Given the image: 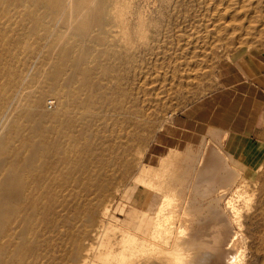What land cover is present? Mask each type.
Instances as JSON below:
<instances>
[{
	"label": "bare ground",
	"instance_id": "1",
	"mask_svg": "<svg viewBox=\"0 0 264 264\" xmlns=\"http://www.w3.org/2000/svg\"><path fill=\"white\" fill-rule=\"evenodd\" d=\"M231 2L232 0H228L225 7L221 6L223 10L216 13L218 17L211 25L213 27L209 26L210 28L219 35L229 34L232 41L236 39L235 41L241 43H246L251 40L252 35L264 31V0H236L237 3L241 2L236 7H232ZM134 3L136 5V2H133V5ZM207 3H211V0ZM220 5L221 2L219 7ZM134 7L136 9L137 6ZM115 8L108 6L105 0H0V264H243L247 261L243 257L245 250L242 253L238 243L248 236L247 231H243L241 221L243 216L240 215L242 209L239 211L233 199L234 196L236 198L244 196L241 188L246 186L253 173L246 171V174L241 176V184L237 186L234 184L235 188L231 189L230 184L233 182L231 179L234 177L220 165L218 159L221 158L217 159L220 153L215 151V145L207 148L204 146L201 153L203 162L198 161L202 166L200 168L198 166L197 169L193 167L195 175L170 176L177 181L175 184L179 183L178 181L188 183L189 187L179 193L180 197L175 193L176 190L174 191L175 184L168 178H161L155 173L151 175L152 171L158 168L155 170L142 167L139 170L137 166L139 172L132 183L155 192L158 197L155 196L147 207L141 208L145 215L140 218L136 228L126 226L118 220L116 213H121L124 207L113 208V205L119 196V182L121 186L126 184L125 174L132 166L130 157L125 152L127 141L121 135V131L127 129V139H130L128 136L131 133L128 132H131L129 129L133 125V119L128 114L129 119L126 115L125 120L109 121L106 119L107 115L105 118L102 115L104 106H109L110 103L114 109L118 108L126 92V90L120 91L121 78L125 79L120 72L121 67L110 70V63L109 68L105 64L115 51L111 43L110 46L103 40L121 31L117 32L113 29L116 26L113 15ZM212 9V12L215 11ZM140 14L138 25L143 22L144 26L145 19L142 20L144 15ZM52 21H62L64 24V30L62 29L55 39L49 37L53 39L51 43L53 53L58 50L57 56H51L55 59L52 62L49 59L50 67L45 70L46 72L43 71L44 68L43 70L39 68L41 71L32 74L28 68L29 65L32 66L30 68H34V63L30 64V62L36 59L34 53L39 51H37L38 41L47 32ZM121 22L123 21H120L122 26ZM26 25L28 30L23 31L26 30ZM96 26H98L97 30L91 32L90 29H96ZM70 33L73 37L71 42H68L66 36ZM189 41L191 40L188 39V43ZM116 42L118 41H115V44ZM62 45L64 47L60 49ZM125 45L127 47V44ZM211 46L213 47V44ZM39 47L41 48V45ZM133 49L136 50L134 47ZM138 54L135 55L139 56ZM102 56L107 58L102 60ZM44 58L46 57L42 58L43 62ZM179 58L178 56L177 59ZM189 64L187 61V65ZM193 65L192 68L195 67ZM197 66L199 65L196 63ZM179 69L182 73L185 68L182 71V68ZM113 92L117 93L115 96L117 99L112 98L110 101L109 96H113ZM46 95L55 98L56 104L52 112L43 106ZM107 99L109 102H106ZM127 105L123 108L130 107ZM130 108L135 111V108ZM107 109L111 110V108ZM100 114L103 118L97 119ZM220 132L223 134L209 132V138L213 140L214 137L217 139L225 137L226 139L228 133L221 130ZM137 155L141 156V154ZM169 157L170 154H167L160 159L162 166L167 159L170 161ZM178 163L180 162L178 161L177 165ZM187 165H184L186 166L184 174H189L191 171V165ZM261 178H264V175H257L254 181L259 182ZM116 180L119 185L113 188ZM256 190L264 192V185L260 184ZM216 191L218 195L214 193ZM244 197L252 202L249 194ZM222 200H224L223 207L220 203ZM241 200L243 199L240 198ZM153 214L154 218H146ZM262 223L264 222H261V225ZM259 237L264 238V231ZM258 241L260 242L259 239ZM241 246L243 249L242 244ZM257 252L258 250L255 253Z\"/></svg>",
	"mask_w": 264,
	"mask_h": 264
},
{
	"label": "rangeland",
	"instance_id": "2",
	"mask_svg": "<svg viewBox=\"0 0 264 264\" xmlns=\"http://www.w3.org/2000/svg\"><path fill=\"white\" fill-rule=\"evenodd\" d=\"M105 1H106L108 6H115L116 7L113 10L114 11L113 15H115L114 16V22L116 24V26L113 27V29L114 30L116 29L115 31H117V32H119L121 30L119 33L115 34V36H113L111 34L109 36L110 38L107 37L106 40L104 39L106 42L103 40V42L105 44L108 43L110 46L112 44L113 46H111V47L115 51V52H113V54L110 55V57H108L105 64L108 65L110 63L109 64L110 68L108 65V68L110 70H115L116 67H117L116 69H118L119 67L122 68V69L120 68V72L123 74L122 76H125V79H124V77L121 78V81H120L121 82V86H120L121 89H120V91L126 90V92L123 96V98L125 97V99L122 98V100L120 101V104L118 105V108L114 109V107L110 103L109 106L108 105H106V106L109 109L111 108V110L109 111L107 108L105 109L106 106H104V108H103L104 112L102 113V115L104 118L107 115L106 119H108L109 121H114V120L122 121V120H125L126 117L129 119L128 114H130V116L133 119V125L129 129V131H131V132H128V133H131V134H129L130 136H128V138H130V139H127V135H126L127 129L124 128V130L121 131V135H123L125 137V138L124 137L123 138L126 139V141L128 142V143L126 142V144H125V148H126L125 152L130 157V162L132 165L131 168L132 167L133 168L132 169L130 168V170H128L127 173L125 174V175H127L126 181H128V182L125 181L126 184L122 185V186H121V182H119V184H120L119 196L116 198V201L114 202L113 208H115L117 206H118V208H120L123 206L124 210L121 213H116L118 220L126 226H129L131 228H136L140 222V218L145 215V213L142 211L141 208L147 207L155 196L158 197V195L155 192H150L149 190H146V188L139 186L137 183H135L137 185L132 183L133 178L135 177V175L138 174L139 170L142 167L149 168V169L152 168L155 170L158 168L156 171H152L151 175H153L155 173V175H158L161 178H163V177H165L166 179L168 178L173 184H175V182H177V181L174 180V177L171 179V177H170L171 175H180V174L181 175H195V174H193L194 173L193 167L195 166L197 169L198 166H199V168H200V166H202V164H199V162L200 163L203 162L202 161V155L203 154L201 155V153H203L204 146H205V148H207L210 145L211 146L215 145L214 146V149H216L215 151L217 153L218 152L220 153L218 156V154L215 152L216 155L218 156L217 159L221 158V159H218L220 165L223 168L225 167V169L229 172V174L233 175V177H234L233 179H231L233 182H235V183L232 182V184H230L231 189H234L235 185L237 186V184H239V185L241 184V181H240L241 176L245 175L246 171H250L251 173H253V175L251 176L252 178H250L247 181L246 186L244 188L240 187L241 190L243 189L242 191H244V192H242V194L244 196L249 194V196L253 197V195H254L253 198L250 197V199H251L250 201H252V202L247 201V198L245 199L244 196L240 197L243 199L241 201H240L239 197H238L239 198L238 199L234 196V199H237L238 201H235L233 199V202H234L235 206L239 209V211L242 209L240 211L241 212L240 215H241V217L242 216L243 217L242 218L240 217V218H241V221L243 222V231H245V232L247 231L246 235L248 236V237L242 238L241 241H239V243H238V247L241 248L242 253L245 250L243 253L244 254V256H243L244 260L248 261V263H247V261H244L243 264H246V263L247 264H262V262H264V253H262V252H264V251H261V250L264 249V242H262V240H264V238H260L259 235L262 233V231H264V227H262V225H264V223H262V225H261V222H264V221H262V220H264V204H262V202H264V201H262V200H264V192H260V190H256V188L260 184H261V186L264 185V178H261L259 182L258 181L255 182L254 180L257 177V175L258 176L261 174L264 175V171H262V170H264V146H262L259 149L260 157L258 158V161L256 163H253V164L251 162L248 164L247 163L246 164L241 163L238 161V159L233 157L225 148V142H226V139L228 138V135H227L226 139H225V137H221L220 139H217L216 137H214L213 140L210 139L209 135L211 132L212 133L215 132L218 135V133H222V132H220L221 129L216 128V127H211V126L207 127V125L204 124V122H206L209 119H212L214 121V119H216L217 117L219 118L220 116H223L222 117L223 120L230 119L232 117L233 113L238 111V109H239L240 115L243 116V117H241L239 115L238 117L240 119L245 118V113H247L246 111H249L250 107H253L254 108L253 111H255V113H256L254 120L257 118L258 110L262 108L261 104H256L257 102L252 103V100L250 97L254 93L251 92L248 95H242L241 94L244 91L243 92L241 91V89H240L241 85L234 84V81H235V79H237L236 78L237 76H236L234 69L231 66H228V62L234 61L237 59H242L245 56L251 57L252 59L264 58V33H262L264 31H261V34L254 35V36L252 35V37H250L251 40L246 41V43H244V42L241 43V42L235 41L236 39L232 41L229 34H225V35L223 34L224 36L222 34L219 35L218 33H216L213 30V28H210V27H213V26H211V25H213L212 23L215 22L216 17H218L217 14L219 13V11L223 10L222 8H223V6L225 7L228 0L227 1H225V0H211V3H207L208 1L210 2V0H156V1L155 0H137V1L136 0H132V1L121 0V3H120V0H105ZM218 1L221 2L220 7H219L220 2L218 3ZM133 2H136V5H135V3L133 5ZM212 2H214V3L212 4ZM222 2L225 4H223ZM235 2H236V0H234V1L232 0V2H231V3H233L232 7L233 6L236 7V5L239 6L241 4V2L240 3H237V2L235 3ZM116 4H117V6H116ZM128 4H130V5L128 6ZM134 6H137L136 9ZM216 6H218L219 9ZM221 6H222V8H221ZM125 7L129 8V9L126 8L128 11H126V9L121 10V8H125ZM211 9L215 10V11H213L214 13L211 11ZM166 12H167V14H166ZM139 14L142 16L144 15L143 16L144 18L142 17L143 18L142 20L145 19L144 20V26H143V22L141 24L139 23V25H141V26L138 25ZM215 14H216V16H215ZM145 15L147 18L145 17ZM124 16H125V18H123ZM127 16H128V18H127ZM210 16H212L211 19H210ZM213 16H214V18H213ZM119 17H120V19H119ZM121 18H122V20H121ZM120 21H123L124 25H123V22H121L122 23V26H121ZM151 21H153L154 23ZM147 22H149V23H147ZM184 22H187V23L192 22V23H190L192 26L189 23H188V25H190V26H188L187 23L185 24ZM56 23H57V26H56ZM26 24H27V22H26ZM148 24L151 26L149 27ZM193 24H195V26ZM54 26H56V27H54ZM63 26H64V24L62 21H59V22L52 21L49 25L47 32L44 33L43 36L40 37L39 41H41L42 43H40L38 41V44H37L39 46L41 45V48L38 46V49H37V51L39 50L40 52L39 51L36 52L38 54L37 56L35 55L36 53H34V58H36V59H34L35 61L32 60V62H30V64L34 63L33 64L34 68H30L31 65H29L28 70H30V73L34 74V72L41 71V69L43 70V68H44L43 71L46 72L45 70L49 69L50 61L52 62L58 53L57 49H56L57 51L54 50L55 54L53 53V50L51 48V43L53 42V39H50L49 37L55 39L62 32V29L64 30ZM146 26L150 29L148 30V28ZM174 26H176V27H174ZM26 27H27V25L25 26L26 30H23V31L28 30V28H26ZM93 27L95 28V26H93ZM97 27L98 26H96V29H94V28L90 29V31L91 32H93V30L96 31ZM155 27H157V28H155ZM191 27L194 28L195 31ZM151 28H153L154 31ZM22 29H24V27ZM191 29L193 32H191ZM158 30H160V31L158 32ZM196 30H197V32H196ZM51 31H53V33ZM128 31H131V33ZM151 31H152V34H151ZM205 32L206 33L209 32L211 34H209V33L206 34ZM212 32L216 35L215 37H214V34ZM157 33H159V34H157ZM190 33H192V35H189ZM197 33H199V35H197ZM49 34H50V36H49ZM55 34H57V35H55ZM202 34H203V37L205 36L204 38L201 37ZM228 35H229V40L227 41ZM234 35H236V34H234ZM45 36L47 38H44ZM191 36H193L194 38ZM195 36H196V38H195ZM197 36L200 38H198ZM212 36L214 37V39ZM221 36H223V38ZM72 37H73L72 33L68 34L66 36V41L71 42ZM153 37H154V39H153ZM218 37L220 40L217 39ZM48 38H49V40H47ZM133 39H134V41H132ZM188 39L191 40V41H189L190 43H188ZM45 40H47V41H45ZM198 40H200L202 43ZM213 40H218V41L214 42ZM115 41H118V42H116V44H115ZM136 41L139 43L140 42H143V43L138 44ZM203 41H205L204 44H203ZM119 42H122V43H119ZM210 43L213 44V47L212 46L210 47V45H211ZM214 43H216V44H214ZM125 44H127V47ZM192 44L194 46H192ZM205 44L208 46H206ZM46 45H50V46L46 47ZM123 45L125 47H122ZM139 45H140V47H139ZM141 45H143V46H141ZM196 45H197V47L195 48ZM132 46L134 48H136V50L133 49ZM136 46H138V47H136ZM203 46H205V47H203ZM43 47H44V49H43ZM62 47H64V46L62 45L60 47V49H62ZM141 47H143V49ZM137 48L139 51L137 50ZM204 48L207 52L204 50ZM72 49H73V47H72ZM132 50H134V51H132ZM41 51H43V52L41 53ZM140 51H141V54L139 53ZM144 51L145 52L147 51V52L145 53ZM201 51H203L204 55ZM118 52H120L123 55L117 54ZM124 52H125V54H124ZM126 52L130 53L131 55L127 54ZM133 53H134L135 57L133 56ZM126 54L128 55V57ZM135 54H138L139 56H137ZM42 56L46 57V58H44V62L42 61L43 60ZM51 56H55V57L52 58ZM103 56L101 57V58H103L102 60L107 58V57H103ZM178 56L180 57L179 59H177ZM187 56H189V57H187ZM111 58H112V60H111ZM126 58H127V60H125ZM186 58H188V59L186 60ZM190 58H192V59L189 60ZM45 59H47V60H45ZM49 59H50V61H49ZM119 59H121V60H119ZM122 60H125V61H122ZM184 60H186L185 61L186 63L184 62ZM201 60H203V61L201 62ZM108 61H110V62H108ZM187 61H188V64L189 63H191V64L187 65ZM198 61L200 62V64H198ZM35 62L37 64H35ZM48 62H49V64H48ZM114 62H116L117 64L115 63L113 65ZM195 62L199 66L196 67ZM45 63H47V64H45ZM118 63H119V65H118ZM180 63H181V65H180ZM192 63L195 65V67H193V68L191 67L193 65ZM42 64L45 66H42ZM154 64H156V65H154ZM161 64H163V65H161ZM46 66H48V67H46ZM183 66L185 69L183 68ZM35 67H36V69H35ZM39 68H41V69H39ZM144 68H145V70H144ZM179 68H182L181 71L184 69L183 71L185 73L184 72L181 73ZM194 68H196V69H194ZM33 69H35V70H33ZM186 69H188L187 70V74L189 73L188 76L186 74ZM191 69H192V71H191ZM122 70H123V72H122ZM154 70H155V72H154ZM163 70L165 73L163 72ZM189 71H191L192 74ZM127 72L129 73V76H128ZM193 72H197V73H194L197 75L194 76ZM124 73H125V75H124ZM161 73H162V75H161ZM192 76H194V77H192ZM127 77L129 79H127ZM151 77H152V79H150ZM141 89H143V90H141ZM153 92H155V93H153ZM113 93H112L113 96L112 95L109 96L110 101H112V98L117 99V97H115V96H117V93L116 92H113ZM142 96H143V98H142ZM210 97H214L213 100H211ZM128 100H130V102H128ZM48 101L52 102L51 107H49L47 105ZM124 101H126V102H124ZM106 102H109V99H107ZM123 103L125 105H123ZM55 104H56V101H55L54 96L46 95V97L43 101V106L46 107L47 110L52 112V110L55 107ZM126 104H128L127 106H130L133 109L135 108V111L137 114L134 113L135 111L132 110L130 107L125 108ZM252 104H254V106H251ZM123 106H125L124 108H125V111L127 110L126 112L123 111L124 110ZM122 108H123V110L121 111ZM253 108H251V110ZM112 109H114V110H112ZM243 110H246V111H244L245 113L243 112ZM107 111L109 112L108 114H107ZM128 111H129V113H128ZM124 112H125V115H124ZM104 113H105V116H104ZM109 114L113 115V117L110 116ZM120 115H122L123 117ZM126 115H128V116H126ZM114 116L116 117V119ZM101 117L102 116L100 114V117H98L97 119H99ZM109 117H110V119H109ZM118 118H120L121 120H119ZM134 118L136 120H134ZM144 118H145V120H143ZM261 119H262V124L259 127L260 129L264 128V113H262ZM134 122H137V123H134ZM141 122H143V123H141ZM237 126H240V125H237ZM131 128H135V129H131ZM212 128L215 130L217 129V130L213 131V130H211ZM221 131L224 132V130H221ZM122 132H124L125 134H123ZM133 133H135V135ZM132 134L134 135L133 138L131 137ZM257 139L259 141L258 143H260L261 145H264V131H262L261 133H259V135H257ZM202 141H204V142H202ZM219 142H221V143H219ZM206 143H207V146H206ZM208 143H210V144H208ZM127 146H129V147H127ZM184 148H186V149H184ZM218 148H219V150H217ZM120 151H122V149H120ZM225 153H227V154L225 155ZM137 154H141V156L137 155ZM167 154H170V157H169L170 161H168V159H167L168 163L166 162L162 166L160 163V159ZM138 156H140V157H138ZM132 157H134L133 160H132ZM200 157H201V159H200ZM189 158H192L194 160L189 159ZM188 159H189V161H188ZM177 160L180 162V163H178V165H177V162H178ZM182 160H183V164H182ZM184 160H186L188 164L190 163L191 166L187 165L186 161H184ZM190 160H192L193 162L191 163ZM225 160H226V162H225ZM243 164L245 165V167ZM184 165L191 167V169H190L191 171L189 174L188 173L184 174V172H185L184 169L186 167ZM137 166H138L139 170H138ZM181 166H184V167H181ZM173 171L175 172V174ZM235 177H236V179H235ZM116 182L118 183V181L116 180L113 183V188H116V186L119 185ZM178 182L179 183H176L174 185V191L176 190L175 193L177 194V196L180 195L179 193H181L182 190L184 191L187 187H189L188 183L184 184L185 183L184 181L183 182L178 181ZM190 187H191V185H190ZM120 188H121V190H120ZM217 188H215V189H217ZM215 189H214V191H215ZM217 190H219V189H217ZM217 192L218 191H216L214 193L216 195H218ZM245 193H246V195H245ZM146 195H148V196H146ZM179 200H180V198L178 199V201ZM259 202H261V204ZM220 203H221V207H223L224 200H222ZM244 205H245V207H244ZM136 206H138L139 208ZM259 208H260V211H259ZM251 216H253V218ZM148 217L154 218L155 216L153 214V215L146 216V218H148ZM230 219H231V217H230ZM261 227H262V229H261ZM259 232H260V234H259ZM258 239L260 240V242L258 241ZM246 240L248 241V243ZM259 243H260V245H259ZM261 243H262V246H261ZM241 244L243 245V249H242ZM244 245L246 247L247 246L248 247L246 248V247H244ZM259 247L261 250L259 249ZM240 248H239V250H240ZM256 248H258V249H256ZM255 250L256 251L258 250V252L255 253L256 252ZM259 251H261L262 254ZM260 254L262 256H260ZM259 261H260V263H259Z\"/></svg>",
	"mask_w": 264,
	"mask_h": 264
},
{
	"label": "crops",
	"instance_id": "3",
	"mask_svg": "<svg viewBox=\"0 0 264 264\" xmlns=\"http://www.w3.org/2000/svg\"><path fill=\"white\" fill-rule=\"evenodd\" d=\"M235 73L236 78L234 84L241 85L242 95L254 93L250 98L252 103L261 104L262 108L258 110L257 118L254 120L256 113L253 107L246 111L245 118H239V109L234 112L232 117L223 120V116L207 120L204 124L207 127H216L228 133V138L225 142L227 151L241 163H256L260 157L259 149L264 146L258 143L257 135L264 131V128L259 127L262 124L261 115L264 113V58L252 59L245 56L242 59H237L228 62ZM213 100L214 97H210ZM251 106H254L252 104ZM251 108H253L251 110ZM243 117L242 115H240ZM240 125V126H237Z\"/></svg>",
	"mask_w": 264,
	"mask_h": 264
},
{
	"label": "built area",
	"instance_id": "4",
	"mask_svg": "<svg viewBox=\"0 0 264 264\" xmlns=\"http://www.w3.org/2000/svg\"><path fill=\"white\" fill-rule=\"evenodd\" d=\"M47 105H48L49 107H51L52 102H51V101H48V102H47Z\"/></svg>",
	"mask_w": 264,
	"mask_h": 264
}]
</instances>
